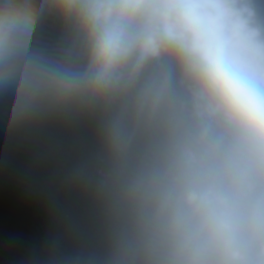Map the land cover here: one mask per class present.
Returning <instances> with one entry per match:
<instances>
[{"label":"clouds","instance_id":"9594fccd","mask_svg":"<svg viewBox=\"0 0 264 264\" xmlns=\"http://www.w3.org/2000/svg\"><path fill=\"white\" fill-rule=\"evenodd\" d=\"M0 128L11 264H264V0H0Z\"/></svg>","mask_w":264,"mask_h":264}]
</instances>
